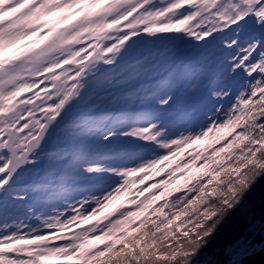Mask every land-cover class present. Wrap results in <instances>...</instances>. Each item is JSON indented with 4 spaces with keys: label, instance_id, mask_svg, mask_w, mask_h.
I'll list each match as a JSON object with an SVG mask.
<instances>
[{
    "label": "snow or ice",
    "instance_id": "6c2138e0",
    "mask_svg": "<svg viewBox=\"0 0 264 264\" xmlns=\"http://www.w3.org/2000/svg\"><path fill=\"white\" fill-rule=\"evenodd\" d=\"M0 264H264V0H0Z\"/></svg>",
    "mask_w": 264,
    "mask_h": 264
},
{
    "label": "rangeland",
    "instance_id": "374dc122",
    "mask_svg": "<svg viewBox=\"0 0 264 264\" xmlns=\"http://www.w3.org/2000/svg\"><path fill=\"white\" fill-rule=\"evenodd\" d=\"M53 24H58V23H64V22H58L56 21L53 17H49L48 18ZM33 39H36L35 36H30V37H27L26 40H33ZM23 42H26V41H22ZM16 49V46L13 45L12 47L8 48L7 49V52L8 53H12L14 52ZM227 129H224V130H221L222 131H225ZM207 144V140H201V141H196L195 144H191V145H185L182 150H181V154L183 153H186L188 152L189 150L191 149H200V148H203L204 145ZM176 160L177 158L174 157L172 158L167 164L164 165V167L162 169H160L159 171H157L156 169L153 170L152 173H150V179L149 178H146L145 181L142 183V184H133L132 185V188L135 189V188H143V187H146L147 184L149 183H152L153 180H157L158 178L161 177V175L163 174L164 171L167 170V167L170 166V164H175L176 163ZM157 168H159V166H157ZM129 193L127 192H122L120 195L116 196L114 200L110 201L108 204L105 205V207L100 210L96 216L94 217H91L90 220H95L97 218H99L100 216H102L104 213H107L109 212L115 205L117 204H124L125 201L127 200V197H128ZM140 214H138L137 217H139ZM85 224L89 223V221H85L84 222Z\"/></svg>",
    "mask_w": 264,
    "mask_h": 264
},
{
    "label": "trees",
    "instance_id": "16d2710c",
    "mask_svg": "<svg viewBox=\"0 0 264 264\" xmlns=\"http://www.w3.org/2000/svg\"><path fill=\"white\" fill-rule=\"evenodd\" d=\"M227 131L228 130H225V131H222L220 134H222V135H224V134H226L227 133ZM207 140V139H206ZM210 141H208L207 140V143H209ZM173 164H170V166L169 167H171ZM168 168V167H167ZM198 171H203V169H197V168H195V167H192V168H189L188 169V171L184 174V175H180V173L181 172H184V169H182V168H177V169H175V172L173 173V175L175 176V179H173L171 182H169V183H167L166 185H165V188H164V193L163 194H166V193H168L170 190H172V189H174V188H176V187H178V186H181V185H183L185 182H186V176H191V174L193 173V172H198ZM161 178V177H160ZM160 178H158V179H160ZM222 175L220 176V177H217L216 179L219 181V180H222ZM163 194H161V195H158L157 197H155L154 198V201H153V203L155 204L157 201H159L161 198H162V195ZM257 197L259 196V190H258V192H257ZM171 197H169V199H170ZM191 207V206H190ZM143 215V213H140V216H142ZM139 216V217H140ZM139 217H137V218H139ZM183 218H185V214L184 213H181V214H179L177 217H176V220L175 221H173V223H177L179 220H181V219H183ZM233 221L232 220H230L229 221V224H231ZM172 225L170 224L169 225V227H171ZM227 227V226H226Z\"/></svg>",
    "mask_w": 264,
    "mask_h": 264
}]
</instances>
